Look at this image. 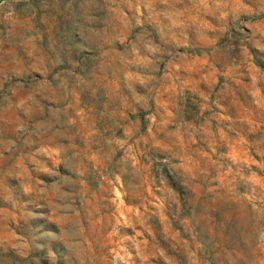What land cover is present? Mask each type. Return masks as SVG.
Masks as SVG:
<instances>
[{"label":"rangeland","instance_id":"rangeland-1","mask_svg":"<svg viewBox=\"0 0 264 264\" xmlns=\"http://www.w3.org/2000/svg\"><path fill=\"white\" fill-rule=\"evenodd\" d=\"M0 264H264V0H0Z\"/></svg>","mask_w":264,"mask_h":264}]
</instances>
